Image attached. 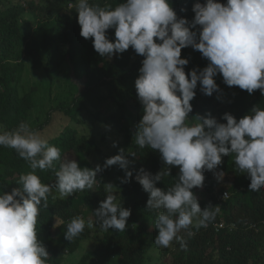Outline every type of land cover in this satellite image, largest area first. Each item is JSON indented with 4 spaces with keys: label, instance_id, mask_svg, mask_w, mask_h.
Listing matches in <instances>:
<instances>
[{
    "label": "clouds",
    "instance_id": "clouds-1",
    "mask_svg": "<svg viewBox=\"0 0 264 264\" xmlns=\"http://www.w3.org/2000/svg\"><path fill=\"white\" fill-rule=\"evenodd\" d=\"M69 6L78 14L80 35L92 39L101 57L112 58L130 48L144 57L135 80L143 115L136 125L134 144L139 150L158 151L165 167L156 174L141 168L135 179L149 194L147 210L158 211L154 245L167 248L176 241L186 250L187 240L179 234L191 235L193 227H208L220 211V206L211 204L202 210L193 192L203 188L205 171L222 181L224 172L215 170L223 157L234 155L236 169L250 179V192L264 189V107L254 106L238 121L225 113L221 119L226 123L211 113L189 119L198 84L207 96L221 91L214 79L218 74L227 86H238L249 94L260 90L264 95V0L197 2L192 21L178 18L172 0H126L114 8L76 0ZM109 29L115 30L114 42L107 35ZM189 47L209 63L186 74L189 60L181 58V52ZM0 147L15 150L31 169L19 176V187L11 193L0 190V264H47L49 253L38 239L36 226L50 196L63 200L93 189L98 173L112 166L125 171L121 183L133 177L124 149L106 159L103 167L81 168L75 159L61 160V150L27 122L12 130L0 125ZM172 166L179 168L178 177L162 190L156 185L170 175ZM37 170H51L54 183H42ZM103 187L107 195L93 213L95 225L92 220L86 225L82 216H75L66 225L65 239L72 242L86 226L98 225L104 232L126 229L131 210L118 202L115 193L119 189L113 183Z\"/></svg>",
    "mask_w": 264,
    "mask_h": 264
},
{
    "label": "trees",
    "instance_id": "trees-1",
    "mask_svg": "<svg viewBox=\"0 0 264 264\" xmlns=\"http://www.w3.org/2000/svg\"><path fill=\"white\" fill-rule=\"evenodd\" d=\"M46 2L18 0L6 3L0 0V125L12 130L21 122L30 124L33 98L31 94L22 96L19 93L20 76L10 64L20 60L23 48L33 70H43L49 79H53L64 63H70L76 79L83 83V92L70 106L61 105L60 110H55L63 115L61 123H52L50 114L46 124L33 129L39 130L49 144L61 150V160L75 159L81 168L94 170L97 165L103 167L106 159L124 149L126 158L132 162L128 170L133 172L131 182L121 183V178H126L125 171L112 166L98 173V182L93 189L74 193L63 200L49 197V206L41 207L36 226L38 239L49 253L47 264H63L67 255L76 253L82 242L90 238L95 239L97 245L82 256L78 264H150L154 261L150 251L155 248L159 251L157 264H264V189L250 192V179L236 169L234 155L223 157L222 164L215 170L224 172L222 181H218L212 171H205L203 188L193 189L202 210L209 204L220 206L215 220L206 228H191V235L185 231L179 234L187 240L186 250L176 241L167 248L154 245L158 235L154 227L158 211L147 210L149 194L135 179L141 168L156 174L165 167L158 151L139 150L134 144L136 125L143 115L135 80L139 77L144 57L131 48L112 58L101 57L94 50L92 39L80 35L75 7L68 9V4H75L76 0H57L54 8L58 7V10L55 12ZM90 2L101 6L109 4L114 8L126 0ZM197 2L205 3L206 0H172V7L178 18L192 21L195 16L192 9ZM218 2L226 4L227 0ZM26 12L33 15V20L25 18ZM107 35L114 42L115 30L109 29ZM181 58L189 60L185 66L186 74L193 69L202 70L209 63L191 47L182 49ZM214 79L221 91L207 96L200 91L198 84L189 119L211 113L219 122L226 123L221 119L225 113L232 114L238 121L254 106L264 107V95L260 90L249 94L238 86H227L222 74ZM85 116L93 124L103 121L114 129L118 139L113 141L115 146L111 151L107 153L99 147L100 142H106L105 133L97 137L99 133L87 134L77 127L86 125ZM131 151L137 153L135 157L128 155ZM92 154L97 156L96 164L89 159ZM30 170L15 150L0 147V190L11 193L19 187V176ZM36 174L42 183L55 181L51 170H37ZM178 174L179 168L172 166L170 175L156 186L167 190L175 183ZM115 181L120 183L119 192L115 193L118 202L131 210L126 229L104 232L98 225L86 226L72 242L65 239L66 225L75 216H82L86 225L89 220L95 225L93 213L107 195L103 185ZM224 193L228 194V199H223ZM56 221L57 227H54ZM93 228L96 231L93 232ZM56 232L58 236H55Z\"/></svg>",
    "mask_w": 264,
    "mask_h": 264
},
{
    "label": "rangeland",
    "instance_id": "rangeland-1",
    "mask_svg": "<svg viewBox=\"0 0 264 264\" xmlns=\"http://www.w3.org/2000/svg\"><path fill=\"white\" fill-rule=\"evenodd\" d=\"M10 1L16 2L18 0H5L6 3H9ZM47 1L46 4L50 3L53 12L58 10V7L54 8V4L57 0ZM69 4L68 9H73L74 6L70 7ZM24 16L27 19L33 20V15L29 12H26ZM20 53V60L13 61L10 64L20 76L19 93L22 96L26 94L32 95L34 108L29 113L31 127L36 129V127L46 124L50 114H52V123H61L63 115L55 110H60L59 108L61 105H64V107L70 106L74 98L83 92V83L76 79L70 63H64L53 79H49L43 70H33L32 63L24 48ZM20 68L21 70L19 71L18 69ZM84 119L86 120L87 117L85 116ZM86 121V125L77 126L80 131H85L87 134H90L92 131L94 133H99L97 134V137H100L101 133H105L106 142H100L99 147L104 152L108 153L111 151L114 148L113 141L118 139V136H116L114 129L110 124L103 121L100 123L95 122L97 124H93L90 119ZM65 122H67L66 118ZM97 140L100 141V138ZM89 159L95 164L98 161L95 154H92ZM112 183L120 189V183L118 181ZM94 231H96V228H93V232ZM55 236H58V232L55 233ZM96 245L97 242L93 238L83 241L76 253L65 257L63 264H78L82 256L93 251ZM150 255L154 259L150 264H157L159 259L158 249H152Z\"/></svg>",
    "mask_w": 264,
    "mask_h": 264
},
{
    "label": "built area",
    "instance_id": "built-area-1",
    "mask_svg": "<svg viewBox=\"0 0 264 264\" xmlns=\"http://www.w3.org/2000/svg\"><path fill=\"white\" fill-rule=\"evenodd\" d=\"M224 195H225V193H224ZM224 195H223V199H224ZM225 199H228V194H227V196H226V198ZM218 227L219 228H223L224 227V225H218Z\"/></svg>",
    "mask_w": 264,
    "mask_h": 264
}]
</instances>
